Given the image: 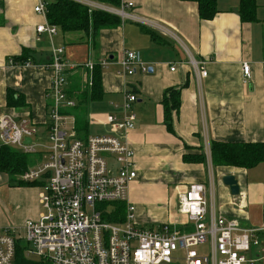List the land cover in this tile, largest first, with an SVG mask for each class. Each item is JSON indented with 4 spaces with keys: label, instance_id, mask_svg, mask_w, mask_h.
Segmentation results:
<instances>
[{
    "label": "crops",
    "instance_id": "0c3cea01",
    "mask_svg": "<svg viewBox=\"0 0 264 264\" xmlns=\"http://www.w3.org/2000/svg\"><path fill=\"white\" fill-rule=\"evenodd\" d=\"M121 1L134 4L127 12L135 20L102 29L96 37L60 29L50 37L37 33V27L47 22L34 10L37 0H0V118L28 119L44 132L52 76L44 66L50 63L55 46L63 47L73 64L107 61L108 66L101 67L103 96L86 105L88 130L79 134H107L106 117L121 112L114 105L123 103L126 90L136 91L137 124L127 141L138 172L129 191L137 223L161 220V225L172 222L184 227L187 218L179 214V194L192 184H205L207 199L218 215L237 219L246 229L263 227L264 162L251 169L214 166L211 146L264 142V0L254 1L257 10L252 22L241 18L242 0H218L219 12L210 21L200 20L194 2ZM25 50L34 65L25 67L15 61ZM125 50L137 52L152 71L143 73L138 68L131 77L119 75L118 60ZM191 58L207 67L208 76L201 84ZM244 63L251 66L248 83ZM86 72L82 67L68 74V92L77 101L79 94L72 90L88 86ZM174 90L180 92V107L168 117L164 100ZM9 93L16 94L17 104H9ZM33 156L32 166L41 163L39 154ZM190 156L202 160L187 161ZM227 175L236 177L239 195H232L224 184ZM19 182V176L14 180L0 173V227L23 232L26 220H37L43 212L42 184L9 185Z\"/></svg>",
    "mask_w": 264,
    "mask_h": 264
},
{
    "label": "built area",
    "instance_id": "2783aa9c",
    "mask_svg": "<svg viewBox=\"0 0 264 264\" xmlns=\"http://www.w3.org/2000/svg\"><path fill=\"white\" fill-rule=\"evenodd\" d=\"M71 1L135 20L126 10L133 3L114 8L93 0ZM34 10L46 18L44 0H37ZM36 30L53 37L58 27L47 21ZM118 64L122 77L135 75L138 68L149 72L134 51L125 50ZM190 64L201 84L208 76L205 63L191 58ZM32 65L31 60L23 64ZM95 65L73 64L66 59L65 49L55 46L51 62L44 66L52 74L44 132L28 119L0 118L1 145L27 155L39 154L41 159L44 156L20 177L24 183L42 184L39 200L44 211L37 220L27 219L23 232L0 227V264H16L18 243L25 245L24 257L34 264H264V225L246 229L237 219L218 215L207 199L205 184H192L179 194V214L187 218L184 227L168 222L147 229L137 223L129 191L138 172L127 141L137 124V95L126 90L123 103L114 105L121 112L106 117L109 131L105 135L82 137L72 113L78 101L68 92V74L85 67L86 84L92 86ZM99 65L107 67L108 62ZM243 75L248 83L252 78L249 63L243 64ZM116 204L125 205L122 223L112 220ZM262 217L264 222V210ZM205 245L209 256L199 251Z\"/></svg>",
    "mask_w": 264,
    "mask_h": 264
},
{
    "label": "trees",
    "instance_id": "16d2710c",
    "mask_svg": "<svg viewBox=\"0 0 264 264\" xmlns=\"http://www.w3.org/2000/svg\"><path fill=\"white\" fill-rule=\"evenodd\" d=\"M46 2V19L50 25L57 26L63 33L83 32L92 37H96L98 32L105 28H115L122 24V18L102 10H90L85 5L71 0H44ZM114 8L121 7V0H93ZM183 2H194L198 6L199 18L202 21L213 20L218 10V0H180ZM255 0L241 1V18L243 21L252 22L256 17L257 6ZM154 40H157L153 36ZM22 64L31 60V54L28 51L15 61ZM32 61V60H31ZM33 62V61H32ZM51 62V60H50ZM80 89V90H79ZM75 90V91H74ZM79 94V108L76 110V122L78 133L86 135L88 123H86V105L89 102L98 101L103 96L101 65L96 64L92 72V86L80 87L79 85L72 90ZM136 93V91H133ZM16 94L9 93V104H17ZM170 96V97H169ZM165 98L167 116L171 110H178L180 107V92L174 90L173 93ZM23 105V98H17ZM212 161L214 166H228L234 168L251 169L264 162V142L263 143H218L214 142L211 146ZM189 156V155H188ZM197 157V158H196ZM187 161H199L202 157L190 156ZM34 164L31 155L23 154L12 147L0 145V173L8 174L12 179L25 173L29 167ZM24 185H34L33 183L19 182ZM112 213L113 221H125V205L116 204ZM25 245L17 244L16 264H34L24 257Z\"/></svg>",
    "mask_w": 264,
    "mask_h": 264
},
{
    "label": "rangeland",
    "instance_id": "374dc122",
    "mask_svg": "<svg viewBox=\"0 0 264 264\" xmlns=\"http://www.w3.org/2000/svg\"><path fill=\"white\" fill-rule=\"evenodd\" d=\"M107 6H109V5H107ZM109 7H112V6H109ZM122 20H123V22H128L130 19H122ZM35 141L37 142V139H35ZM31 158L33 159L34 156L31 155ZM42 160H44V156H42ZM20 177H21V175L19 176V179H20ZM9 185L11 187H19V186L20 187H25V186H28V185L18 184V183H15V184L14 183H10ZM207 189H208V186H207ZM41 190H43V188L40 189V191ZM157 209H158V211H161L164 208L158 207ZM43 211H44V209H43ZM119 223H122V222H119ZM161 223H162L161 220H155V221L149 222L148 224H143V225L142 224H139V225L142 226V227H144V228H147V229H157L161 225ZM199 251L201 252V254L203 256H209V247L207 245L201 247ZM37 259H38L37 257H34L33 258V260H37Z\"/></svg>",
    "mask_w": 264,
    "mask_h": 264
},
{
    "label": "water",
    "instance_id": "95a60500",
    "mask_svg": "<svg viewBox=\"0 0 264 264\" xmlns=\"http://www.w3.org/2000/svg\"><path fill=\"white\" fill-rule=\"evenodd\" d=\"M152 71V70H149ZM28 144L31 143V139H27ZM223 182L231 190L232 195L237 196L240 194V187L238 181L234 175H227L223 177Z\"/></svg>",
    "mask_w": 264,
    "mask_h": 264
}]
</instances>
